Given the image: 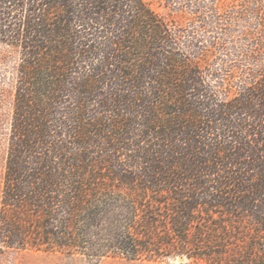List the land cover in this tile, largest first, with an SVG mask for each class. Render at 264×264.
<instances>
[{
    "label": "trees",
    "instance_id": "obj_1",
    "mask_svg": "<svg viewBox=\"0 0 264 264\" xmlns=\"http://www.w3.org/2000/svg\"><path fill=\"white\" fill-rule=\"evenodd\" d=\"M166 1L193 15L190 29L147 0H0L13 100L6 248L138 259L153 251L157 209L181 234L201 206L246 218L255 233L236 263L264 264V62L238 45L261 31L264 0L223 13L221 0ZM231 48L255 64L201 65ZM237 72L239 94L215 99ZM246 113L258 122L232 119Z\"/></svg>",
    "mask_w": 264,
    "mask_h": 264
},
{
    "label": "rangeland",
    "instance_id": "obj_2",
    "mask_svg": "<svg viewBox=\"0 0 264 264\" xmlns=\"http://www.w3.org/2000/svg\"><path fill=\"white\" fill-rule=\"evenodd\" d=\"M150 7L165 21L170 24H176L190 29L193 15L185 10L182 11L174 4L167 3L166 0H147ZM239 0H221L218 5L219 11L222 13L230 5L237 4ZM262 29L259 30L258 36L254 42H247L248 39L238 42V45L245 52H249L250 48H255V55L259 61L264 62V9L261 11ZM246 22L250 26H254V17L248 16ZM245 22V21H244ZM246 28L249 27L245 25ZM255 29V28H253ZM243 31V28H239ZM239 35L240 32H235ZM215 32H208L205 38L214 36ZM256 46L254 47V45ZM0 50H4L0 45ZM231 56H225L222 50L217 49L210 59L200 61L202 66H217L222 63L255 64L254 60H246L245 57L235 55L236 50L229 49ZM226 61V62H225ZM219 65V66H220ZM7 65L0 62V88L4 90L0 93V201L3 174L8 155V146L10 140L12 126V102L10 88L8 86L9 79L5 77ZM242 72L228 75L225 83L227 90L217 93L215 99L230 100L239 93V86L244 79ZM216 79H209V83L217 86ZM7 83V84H6ZM255 92L258 93V90ZM94 116H98L97 106L90 107ZM257 109L264 112L262 106ZM100 116V114H99ZM239 117V118H238ZM236 121L251 124L258 122L248 113L243 115H233L232 119ZM264 118V117H263ZM95 155H98L95 153ZM94 155V156H95ZM121 161H126L124 154L119 156ZM135 170H137L135 168ZM160 208V206H158ZM192 212V216L188 224L183 228L181 234L173 231V224L170 217H166L165 206H161V210L157 212L163 214L158 215L159 220L150 227L149 240L151 242V251L148 254H142L138 259H128L123 256H105L102 258H93L82 255L80 253L69 254L58 250H35V249H9L0 244V264H238L237 260H243L249 254L247 243L254 237V228L251 223L244 217H234L226 214L222 208L199 206ZM1 209V203H0ZM173 211V210H171ZM167 215L170 213H166ZM173 216L175 215L172 212ZM171 214V215H172ZM170 215V216H171ZM145 237V236H144Z\"/></svg>",
    "mask_w": 264,
    "mask_h": 264
}]
</instances>
